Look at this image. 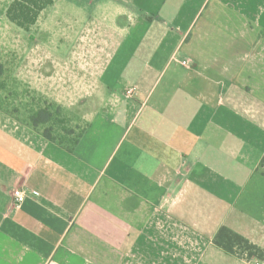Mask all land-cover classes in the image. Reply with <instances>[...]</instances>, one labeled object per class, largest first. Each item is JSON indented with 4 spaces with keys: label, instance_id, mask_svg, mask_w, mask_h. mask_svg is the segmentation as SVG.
I'll return each mask as SVG.
<instances>
[{
    "label": "crops",
    "instance_id": "0c3cea01",
    "mask_svg": "<svg viewBox=\"0 0 264 264\" xmlns=\"http://www.w3.org/2000/svg\"><path fill=\"white\" fill-rule=\"evenodd\" d=\"M73 13L101 97L72 152L0 110V264H264V0Z\"/></svg>",
    "mask_w": 264,
    "mask_h": 264
},
{
    "label": "rangeland",
    "instance_id": "374dc122",
    "mask_svg": "<svg viewBox=\"0 0 264 264\" xmlns=\"http://www.w3.org/2000/svg\"><path fill=\"white\" fill-rule=\"evenodd\" d=\"M12 1L0 0V110L29 124L32 114L47 109L52 114L50 122L34 128L35 131L42 134L51 129L58 142L70 144L86 129V119L92 113L90 105L101 97L80 94V82L85 75L88 85L95 90L100 69L94 61L93 48L80 41L82 21L73 13L79 0H57L29 31L15 27L5 18L4 12ZM57 73H70L69 95L52 94L53 82H63L61 77L52 78ZM48 81L50 86L46 89ZM64 130L72 133L66 134Z\"/></svg>",
    "mask_w": 264,
    "mask_h": 264
},
{
    "label": "trees",
    "instance_id": "16d2710c",
    "mask_svg": "<svg viewBox=\"0 0 264 264\" xmlns=\"http://www.w3.org/2000/svg\"><path fill=\"white\" fill-rule=\"evenodd\" d=\"M55 2L56 0H13L5 11V18L15 27L24 31H29L37 25L42 15L52 8ZM55 111L58 113L59 108L57 107ZM51 116V112H48L47 109H40L29 117L28 122L32 127L37 128L48 124L51 120ZM63 132L66 134L72 133L66 130ZM83 132L84 131H82L70 144L58 142L56 138L52 136L51 129H45L42 136L48 142L64 147L68 152H72L78 144Z\"/></svg>",
    "mask_w": 264,
    "mask_h": 264
},
{
    "label": "built area",
    "instance_id": "2783aa9c",
    "mask_svg": "<svg viewBox=\"0 0 264 264\" xmlns=\"http://www.w3.org/2000/svg\"><path fill=\"white\" fill-rule=\"evenodd\" d=\"M128 94L130 96H133L134 95V92L133 90H129L128 91ZM30 196H36L35 194H31L30 192L28 191H25V190H15L13 192V198H14V201L17 205H21L25 202V200L30 197Z\"/></svg>",
    "mask_w": 264,
    "mask_h": 264
}]
</instances>
